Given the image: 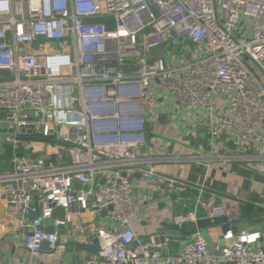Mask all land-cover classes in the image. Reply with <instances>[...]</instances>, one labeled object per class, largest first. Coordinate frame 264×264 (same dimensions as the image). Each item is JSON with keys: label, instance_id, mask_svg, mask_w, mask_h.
Segmentation results:
<instances>
[{"label": "built area", "instance_id": "built-area-1", "mask_svg": "<svg viewBox=\"0 0 264 264\" xmlns=\"http://www.w3.org/2000/svg\"><path fill=\"white\" fill-rule=\"evenodd\" d=\"M0 75L12 158L0 200L31 257L65 248L47 219L65 227L76 217L82 228L85 212L104 211L116 227L96 230L98 256L81 264H264L260 233L230 229L211 251L196 230L170 253L131 227L141 213L134 174L159 184L140 157L158 98L204 115L264 170V0H0ZM210 217L238 221L222 205Z\"/></svg>", "mask_w": 264, "mask_h": 264}, {"label": "crops", "instance_id": "crops-1", "mask_svg": "<svg viewBox=\"0 0 264 264\" xmlns=\"http://www.w3.org/2000/svg\"><path fill=\"white\" fill-rule=\"evenodd\" d=\"M148 117V142L140 157L156 171L159 184L151 186L139 172L132 178L141 213L131 227L139 240L161 237L174 226L177 215L194 213L197 220L211 218L210 209L215 205L238 214V221L231 227L234 234L264 235L257 228L264 223V170L258 168L256 160L237 151L233 137L216 131L204 115L177 108L166 97L157 99ZM6 130V124L0 122V131ZM11 160L9 148L0 138V172L10 170ZM0 203L5 205L2 200ZM70 211L75 214L78 207ZM65 215L64 210L58 209L55 219H63ZM77 220L75 217L71 224L57 230L64 250L47 257L45 247L42 254L31 257L24 233L6 216L0 223V258L14 264H81L97 257L100 244L96 230L116 225L104 211L85 212L82 228L77 227ZM199 231L211 251L221 248L222 225ZM189 238L190 235L185 240L166 241L168 251L177 252Z\"/></svg>", "mask_w": 264, "mask_h": 264}, {"label": "water", "instance_id": "water-1", "mask_svg": "<svg viewBox=\"0 0 264 264\" xmlns=\"http://www.w3.org/2000/svg\"><path fill=\"white\" fill-rule=\"evenodd\" d=\"M33 129L32 127L30 128ZM27 131V128H21L22 133H31L32 131ZM34 158V157H33ZM7 216V208L3 203H0V223H2ZM46 231L48 233L57 232V230L63 229V226H55L53 219H47L45 221ZM214 225H222L223 234L225 235L230 229V221L228 217H217V218H205L197 220L195 223H187L182 226H173L170 227L161 237H158L156 243H165L166 241H178L182 238L185 240L188 235L196 230H202ZM257 228L261 231H264V223L257 225ZM183 235V237H181ZM226 242L223 239L220 243L221 248L225 246Z\"/></svg>", "mask_w": 264, "mask_h": 264}, {"label": "rangeland", "instance_id": "rangeland-1", "mask_svg": "<svg viewBox=\"0 0 264 264\" xmlns=\"http://www.w3.org/2000/svg\"><path fill=\"white\" fill-rule=\"evenodd\" d=\"M22 116H23V114H20V117H22ZM5 118H6L5 112H2V113L0 112V122H4L5 123Z\"/></svg>", "mask_w": 264, "mask_h": 264}, {"label": "trees", "instance_id": "trees-1", "mask_svg": "<svg viewBox=\"0 0 264 264\" xmlns=\"http://www.w3.org/2000/svg\"><path fill=\"white\" fill-rule=\"evenodd\" d=\"M0 77H2V75H0Z\"/></svg>", "mask_w": 264, "mask_h": 264}]
</instances>
